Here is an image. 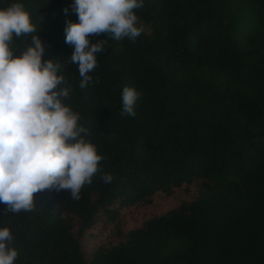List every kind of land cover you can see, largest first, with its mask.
Segmentation results:
<instances>
[{
	"label": "trees",
	"instance_id": "obj_1",
	"mask_svg": "<svg viewBox=\"0 0 264 264\" xmlns=\"http://www.w3.org/2000/svg\"><path fill=\"white\" fill-rule=\"evenodd\" d=\"M13 3L36 28L13 36L14 57L40 36L105 157L79 201L53 188L32 211L0 202L14 264H264V0H143L135 42L90 36L106 50L83 89L65 42L74 0L0 9ZM126 86L140 93L135 116L121 115Z\"/></svg>",
	"mask_w": 264,
	"mask_h": 264
},
{
	"label": "clouds",
	"instance_id": "obj_2",
	"mask_svg": "<svg viewBox=\"0 0 264 264\" xmlns=\"http://www.w3.org/2000/svg\"><path fill=\"white\" fill-rule=\"evenodd\" d=\"M70 7L79 22H66L65 42L73 47L69 62L78 66L83 89L92 80L89 73L97 66V54L106 50L107 40L92 43L90 36L107 34L109 39L135 42L142 28L133 10L142 8L143 0H74ZM35 31L22 3L0 9V202L7 205L6 213L32 211L35 194L53 188L69 190L73 200H81L83 186L102 171L105 159L82 135L87 129L79 123L80 114L64 103L72 89L58 74L61 65L43 60L40 36H33L32 45L14 57L13 36ZM139 99L135 88L124 87L121 115L135 116ZM101 179L111 183L114 177L103 174ZM13 240L8 227L0 228V264L17 259Z\"/></svg>",
	"mask_w": 264,
	"mask_h": 264
},
{
	"label": "rangeland",
	"instance_id": "obj_3",
	"mask_svg": "<svg viewBox=\"0 0 264 264\" xmlns=\"http://www.w3.org/2000/svg\"><path fill=\"white\" fill-rule=\"evenodd\" d=\"M163 206L164 204H162L160 208H162ZM137 218H139V214H137L136 212L129 214L125 222L126 227L135 223L137 221ZM100 242H102V239H100Z\"/></svg>",
	"mask_w": 264,
	"mask_h": 264
}]
</instances>
